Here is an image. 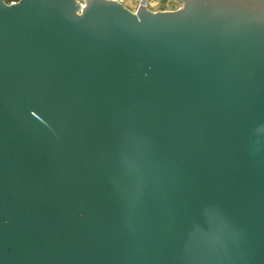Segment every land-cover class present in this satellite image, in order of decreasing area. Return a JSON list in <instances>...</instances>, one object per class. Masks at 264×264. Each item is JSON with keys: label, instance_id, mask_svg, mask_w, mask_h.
Returning a JSON list of instances; mask_svg holds the SVG:
<instances>
[{"label": "water", "instance_id": "water-1", "mask_svg": "<svg viewBox=\"0 0 264 264\" xmlns=\"http://www.w3.org/2000/svg\"><path fill=\"white\" fill-rule=\"evenodd\" d=\"M0 0V264H264V0Z\"/></svg>", "mask_w": 264, "mask_h": 264}, {"label": "rangeland", "instance_id": "rangeland-1", "mask_svg": "<svg viewBox=\"0 0 264 264\" xmlns=\"http://www.w3.org/2000/svg\"><path fill=\"white\" fill-rule=\"evenodd\" d=\"M151 7L152 10L163 9L166 11H176L181 8L180 0H154V3ZM127 8L132 10L130 5H127Z\"/></svg>", "mask_w": 264, "mask_h": 264}, {"label": "built area", "instance_id": "built-area-1", "mask_svg": "<svg viewBox=\"0 0 264 264\" xmlns=\"http://www.w3.org/2000/svg\"><path fill=\"white\" fill-rule=\"evenodd\" d=\"M75 1L81 5H83V3H84V0H75ZM114 1H117L118 3L122 4L125 8H127V5H130L132 10H130L129 8H127V9H129L132 12H135L139 3L142 0H114ZM146 1H147V8L149 10L153 11L151 9V7H153L152 4L154 3V0H146Z\"/></svg>", "mask_w": 264, "mask_h": 264}, {"label": "trees", "instance_id": "trees-1", "mask_svg": "<svg viewBox=\"0 0 264 264\" xmlns=\"http://www.w3.org/2000/svg\"><path fill=\"white\" fill-rule=\"evenodd\" d=\"M5 2L6 4H11V3L17 2V0H5ZM163 11H166V10H163Z\"/></svg>", "mask_w": 264, "mask_h": 264}, {"label": "crops", "instance_id": "crops-1", "mask_svg": "<svg viewBox=\"0 0 264 264\" xmlns=\"http://www.w3.org/2000/svg\"><path fill=\"white\" fill-rule=\"evenodd\" d=\"M157 11H163L162 9H158ZM156 10H153V12H157Z\"/></svg>", "mask_w": 264, "mask_h": 264}]
</instances>
